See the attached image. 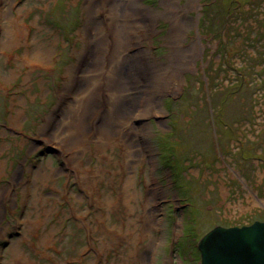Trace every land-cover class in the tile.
<instances>
[{
  "label": "rangeland",
  "instance_id": "374dc122",
  "mask_svg": "<svg viewBox=\"0 0 264 264\" xmlns=\"http://www.w3.org/2000/svg\"><path fill=\"white\" fill-rule=\"evenodd\" d=\"M141 1L157 16L141 47L163 109L134 98L120 135L91 132L83 171L41 126L81 48L84 0H0V39L11 4L30 30L0 46V264H199L212 227L264 220V0Z\"/></svg>",
  "mask_w": 264,
  "mask_h": 264
},
{
  "label": "bare ground",
  "instance_id": "6f19581e",
  "mask_svg": "<svg viewBox=\"0 0 264 264\" xmlns=\"http://www.w3.org/2000/svg\"><path fill=\"white\" fill-rule=\"evenodd\" d=\"M169 3L170 0H164L167 8ZM12 5L4 10L8 24L3 32L6 39H0V46L13 48L17 38H25L28 43L30 30L11 12L14 10ZM0 6H3L2 3ZM82 10L83 23L78 31L81 48L76 51L75 64L65 73L64 87L57 92V106L44 120L41 131L52 134L53 144L65 160L72 158L86 171L79 154L82 146L90 149L88 140L91 132L99 141L120 135V125L127 120L134 98H139L141 105L154 108L159 104L161 110L163 108L161 96H158L157 103V96L150 87L152 54L141 47L142 42L152 43L157 17L155 11L141 0H84ZM17 12L20 13V10ZM171 17L173 15L168 11L167 18ZM187 21L176 20L173 24L176 41ZM34 38L35 34L33 42ZM200 46V42H193L190 53H197ZM42 47L40 44L39 49L34 50L33 58L40 55L48 57L46 51L40 54ZM177 65L185 66L183 62ZM164 83L163 79L157 82L161 91ZM59 117L62 119L57 121ZM44 170L41 168V171ZM131 182V177L125 181L126 190H129ZM135 198L134 192L128 193V201ZM149 223L148 230L155 226L154 212Z\"/></svg>",
  "mask_w": 264,
  "mask_h": 264
},
{
  "label": "water",
  "instance_id": "95a60500",
  "mask_svg": "<svg viewBox=\"0 0 264 264\" xmlns=\"http://www.w3.org/2000/svg\"><path fill=\"white\" fill-rule=\"evenodd\" d=\"M199 264H264V220L216 225L197 242Z\"/></svg>",
  "mask_w": 264,
  "mask_h": 264
},
{
  "label": "trees",
  "instance_id": "16d2710c",
  "mask_svg": "<svg viewBox=\"0 0 264 264\" xmlns=\"http://www.w3.org/2000/svg\"><path fill=\"white\" fill-rule=\"evenodd\" d=\"M215 73H216V70H215ZM215 73H213V74L215 75ZM189 103H192V101L190 100ZM197 106H198V102H197ZM194 112H196V111H194ZM175 124H176V126H179L178 123H175ZM221 124H222V122H221ZM178 130H179V128L176 127L171 134L177 135L178 134ZM224 131H230V130L229 129H225ZM186 142H187V140L185 141V138H183V142L182 143L186 144ZM205 143H206V141H205ZM161 146H163L162 152L166 151L170 155H175V154H177L179 152V148L178 147L181 146V143H179V139L178 140L176 139V141H171L170 142V139L166 138V139L163 140V144L161 143ZM249 153H251V149H250ZM197 253H198V256H199L198 250H197Z\"/></svg>",
  "mask_w": 264,
  "mask_h": 264
}]
</instances>
